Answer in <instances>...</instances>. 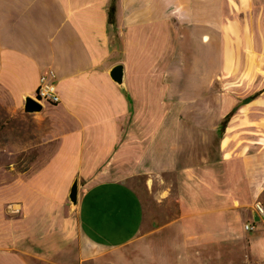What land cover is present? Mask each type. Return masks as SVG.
I'll use <instances>...</instances> for the list:
<instances>
[{
  "label": "crops",
  "instance_id": "1",
  "mask_svg": "<svg viewBox=\"0 0 264 264\" xmlns=\"http://www.w3.org/2000/svg\"><path fill=\"white\" fill-rule=\"evenodd\" d=\"M111 1L0 0V264L264 260V0Z\"/></svg>",
  "mask_w": 264,
  "mask_h": 264
},
{
  "label": "rangeland",
  "instance_id": "2",
  "mask_svg": "<svg viewBox=\"0 0 264 264\" xmlns=\"http://www.w3.org/2000/svg\"><path fill=\"white\" fill-rule=\"evenodd\" d=\"M263 83H264V74H262L261 77L256 81V84L254 85L252 90L257 88L259 85H262ZM255 104L264 105V102L255 103ZM2 114H3V109L0 107V116H2ZM0 122H1V120H0ZM4 137L5 136H3V138ZM0 141H2L1 135H0ZM9 169H12V168L7 166L6 152L0 151V183L6 182V180L8 178L7 174H8ZM18 169H23V167L20 165ZM261 224L262 223H258L257 225H261ZM254 232H255V230L250 231V233H254ZM236 249L237 248H232V247L224 248V251L225 250L227 252H228V250H229V252L233 251V253H230V256H233V258H234L232 260L231 258H229V254H227V252L221 253L222 248H220V247L208 246V247L202 248V264H232V262H229L230 259L234 262V264H243V263H241V260L239 259V257L244 256L245 258H247V257L249 258L248 254H247L248 253L247 249H246V247L238 248V252L236 251ZM234 250L237 252V254L234 253ZM159 263L160 264H166L164 262H159ZM159 263H157V264H159ZM122 264H129V263L123 262ZM168 264H173V263L169 262ZM255 264H264V260L256 259Z\"/></svg>",
  "mask_w": 264,
  "mask_h": 264
},
{
  "label": "built area",
  "instance_id": "3",
  "mask_svg": "<svg viewBox=\"0 0 264 264\" xmlns=\"http://www.w3.org/2000/svg\"><path fill=\"white\" fill-rule=\"evenodd\" d=\"M57 74L52 68L45 70L40 76V83L37 92L34 96V100L41 105L51 104L55 105L60 102V96L57 89ZM254 211L264 221V203L256 201L254 203ZM246 230H254L255 222H249L245 224Z\"/></svg>",
  "mask_w": 264,
  "mask_h": 264
},
{
  "label": "water",
  "instance_id": "4",
  "mask_svg": "<svg viewBox=\"0 0 264 264\" xmlns=\"http://www.w3.org/2000/svg\"><path fill=\"white\" fill-rule=\"evenodd\" d=\"M111 77L116 81L118 84L123 83L124 79V66L123 64H116L112 67L110 71ZM262 103L264 102V83L262 85H259L257 88L252 90L247 96L244 98L239 99V105H245V104H255V103ZM42 105L36 102L33 98H28L25 102V109L27 111H38L41 110ZM77 195H78V181L76 180L70 190V200L74 203L77 201ZM256 221H259L260 218L258 216L255 217Z\"/></svg>",
  "mask_w": 264,
  "mask_h": 264
},
{
  "label": "trees",
  "instance_id": "5",
  "mask_svg": "<svg viewBox=\"0 0 264 264\" xmlns=\"http://www.w3.org/2000/svg\"><path fill=\"white\" fill-rule=\"evenodd\" d=\"M115 12H116V0L111 1L110 10H109V23L115 24Z\"/></svg>",
  "mask_w": 264,
  "mask_h": 264
}]
</instances>
